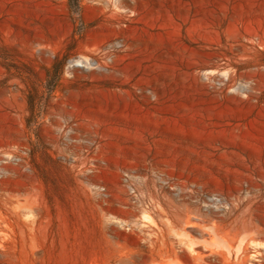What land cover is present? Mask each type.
I'll return each instance as SVG.
<instances>
[{
	"label": "rangeland",
	"instance_id": "rangeland-1",
	"mask_svg": "<svg viewBox=\"0 0 264 264\" xmlns=\"http://www.w3.org/2000/svg\"><path fill=\"white\" fill-rule=\"evenodd\" d=\"M0 264H264V0H0Z\"/></svg>",
	"mask_w": 264,
	"mask_h": 264
},
{
	"label": "built area",
	"instance_id": "built-area-1",
	"mask_svg": "<svg viewBox=\"0 0 264 264\" xmlns=\"http://www.w3.org/2000/svg\"><path fill=\"white\" fill-rule=\"evenodd\" d=\"M73 126H74V122H71V120L69 119H63L57 125V134L59 141L62 145H66L77 140V137L73 135V129H74ZM8 154L13 162H17L21 158V155L16 152L8 153Z\"/></svg>",
	"mask_w": 264,
	"mask_h": 264
}]
</instances>
